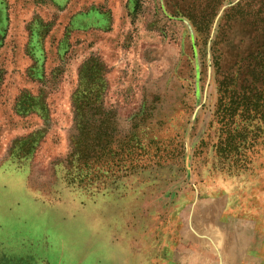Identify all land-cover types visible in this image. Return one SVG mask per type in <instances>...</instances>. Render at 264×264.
Returning a JSON list of instances; mask_svg holds the SVG:
<instances>
[{"label":"rangeland","instance_id":"obj_1","mask_svg":"<svg viewBox=\"0 0 264 264\" xmlns=\"http://www.w3.org/2000/svg\"><path fill=\"white\" fill-rule=\"evenodd\" d=\"M69 1L1 0L0 264H264V95L229 110L264 89L239 69L253 18L218 28L239 0H75L105 18L67 36ZM148 131L173 155L137 159Z\"/></svg>","mask_w":264,"mask_h":264},{"label":"trees","instance_id":"obj_2","mask_svg":"<svg viewBox=\"0 0 264 264\" xmlns=\"http://www.w3.org/2000/svg\"><path fill=\"white\" fill-rule=\"evenodd\" d=\"M252 5V7L250 6ZM222 7V3L220 1H214L212 5H210L209 10L210 12V18L207 21H201L199 24L206 25V29L208 28L209 33V27L212 24L213 18L216 17L218 11ZM257 7V8H256ZM212 18V19H211ZM253 18V23L250 24L252 26L253 31L260 35L261 41L259 44V51L255 53H251L247 59H244L242 61V65H240L239 69L247 70L246 73L250 74L249 76L254 75V79L257 77L258 80L263 84L264 81V0H239L234 6L226 10L221 17V21L219 23L218 28L222 27L221 22L224 24L227 22L237 21V22H244L245 24H248V20ZM249 25V24H248ZM208 35V34H207ZM247 67V69H246ZM82 70L79 72V82H78V88L77 91L73 94L72 97V107L74 112V119H80V123H76L77 128L79 130V133L85 132V122L83 121L84 116L82 115L83 109L88 107L87 105H84V99L83 97H78L80 93H85L87 88L86 86L82 85ZM243 73H240L239 75H242ZM235 80V77L230 78L229 77V84L231 86H234L233 82ZM238 81V78H237ZM242 86V87H241ZM94 85L92 86V88ZM240 87V88H239ZM237 88H234V92L231 91L232 94H235V96L232 100V104L229 110L234 113L236 110L241 108H246L249 111H256L261 109V105H259L258 100L259 98H256L251 96L252 93L260 96L264 95V89H256L254 86H246V85H240ZM78 92V95H77ZM229 93V91L227 92ZM91 108V107H90ZM93 117L97 116L96 113H93ZM135 125H137V122L134 121ZM148 131V137L145 139L144 134L137 133L134 137V153L138 158H143L145 156H151L156 157L160 152H164L166 155H173V151L175 150L176 146H170L163 145L160 141H158L157 136H155L157 133L154 131H151V134L149 135ZM238 137V135H237ZM240 140H238L235 143H227L226 145L230 150H237L240 146ZM160 143L162 145H160ZM75 146L77 149L75 150V154L77 156L78 161L86 160L90 161L92 157V151L88 149L87 146L83 145V142L80 140L78 141ZM165 146V147H164Z\"/></svg>","mask_w":264,"mask_h":264},{"label":"crops","instance_id":"obj_3","mask_svg":"<svg viewBox=\"0 0 264 264\" xmlns=\"http://www.w3.org/2000/svg\"><path fill=\"white\" fill-rule=\"evenodd\" d=\"M75 0H70L67 4V6L64 7V11L68 12L70 11V15H69V19H68V24H67V36H70L71 33L75 32V31H84L86 28H89V27H97V26H94V25H88L86 24V21L87 19L89 18V13L92 12H97L99 13L98 11H86V12H76L75 10H71V7L73 5H75ZM0 6H1V0H0ZM100 15H102L103 18H105V15H103L102 13H99ZM77 17H80V21L76 22V18Z\"/></svg>","mask_w":264,"mask_h":264}]
</instances>
